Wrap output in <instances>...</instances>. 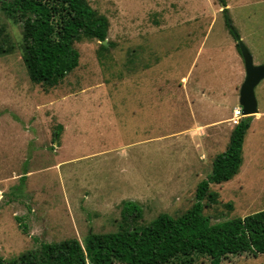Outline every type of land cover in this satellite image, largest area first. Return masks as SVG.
Here are the masks:
<instances>
[{
	"label": "rangeland",
	"instance_id": "obj_1",
	"mask_svg": "<svg viewBox=\"0 0 264 264\" xmlns=\"http://www.w3.org/2000/svg\"><path fill=\"white\" fill-rule=\"evenodd\" d=\"M223 1L228 29L218 0H88L109 21L108 49L77 42L78 66L49 89L29 80L21 27L0 9L15 44L0 56L1 260L41 242L84 245L89 233L115 232L123 202L141 208L139 224L190 208L235 125L244 65L231 28L253 64H264V0ZM254 94L239 173L210 186L211 223L264 210V79ZM221 264H264V256Z\"/></svg>",
	"mask_w": 264,
	"mask_h": 264
},
{
	"label": "trees",
	"instance_id": "obj_2",
	"mask_svg": "<svg viewBox=\"0 0 264 264\" xmlns=\"http://www.w3.org/2000/svg\"><path fill=\"white\" fill-rule=\"evenodd\" d=\"M218 1L225 6L223 0ZM0 9L21 27L22 61L29 80L46 89L57 86L78 66L77 42L95 40L100 51L108 49L102 42L107 40L109 21L88 0H1ZM222 14L228 29L225 7ZM14 48L6 26L0 24V56L11 54ZM236 48L240 53L237 44ZM251 119L240 118L233 126L226 148L212 161L210 175L196 185L193 204L180 215L160 213L139 224L141 208L123 202L117 231L89 233L84 245L76 238L41 242L12 260L0 259V264H177L193 261L194 256L221 264L231 256H264V210L216 223L204 215L206 207L217 203L210 186L228 182L239 173Z\"/></svg>",
	"mask_w": 264,
	"mask_h": 264
},
{
	"label": "water",
	"instance_id": "obj_3",
	"mask_svg": "<svg viewBox=\"0 0 264 264\" xmlns=\"http://www.w3.org/2000/svg\"><path fill=\"white\" fill-rule=\"evenodd\" d=\"M221 7L224 8L225 6L221 5ZM231 31L244 65V78L238 94V108L241 111L242 118L251 117L258 113L254 89L264 79V64L254 65L248 49L232 28ZM102 44L107 46L106 41H103Z\"/></svg>",
	"mask_w": 264,
	"mask_h": 264
},
{
	"label": "crops",
	"instance_id": "obj_4",
	"mask_svg": "<svg viewBox=\"0 0 264 264\" xmlns=\"http://www.w3.org/2000/svg\"><path fill=\"white\" fill-rule=\"evenodd\" d=\"M241 57V56H240ZM237 67H239V66H237ZM235 77V76H234ZM241 79L242 78H239V79H237V80H235L234 82H232V89H227V90H224V93H222V95H225V93H228L229 92V94H234L235 92H236V88H237V84L241 81ZM231 92V93H230ZM234 109L233 110H235V109H237L238 108V106H236V107H233ZM233 116V115H232Z\"/></svg>",
	"mask_w": 264,
	"mask_h": 264
},
{
	"label": "built area",
	"instance_id": "obj_5",
	"mask_svg": "<svg viewBox=\"0 0 264 264\" xmlns=\"http://www.w3.org/2000/svg\"><path fill=\"white\" fill-rule=\"evenodd\" d=\"M241 117V111L239 108L235 109L234 112H233V118H232V121L234 124H237L239 119ZM238 120V121H237Z\"/></svg>",
	"mask_w": 264,
	"mask_h": 264
}]
</instances>
